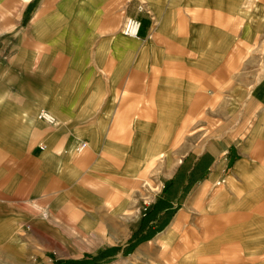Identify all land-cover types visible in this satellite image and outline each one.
I'll use <instances>...</instances> for the list:
<instances>
[{
  "label": "crops",
  "instance_id": "0c3cea01",
  "mask_svg": "<svg viewBox=\"0 0 264 264\" xmlns=\"http://www.w3.org/2000/svg\"><path fill=\"white\" fill-rule=\"evenodd\" d=\"M132 1L0 0V252L132 229L140 177L178 149L169 125L221 96L222 127L198 154L206 191L159 240L191 249L181 264L253 263L264 247V0H141L153 20ZM123 14L142 20L139 36L122 33Z\"/></svg>",
  "mask_w": 264,
  "mask_h": 264
},
{
  "label": "rangeland",
  "instance_id": "374dc122",
  "mask_svg": "<svg viewBox=\"0 0 264 264\" xmlns=\"http://www.w3.org/2000/svg\"><path fill=\"white\" fill-rule=\"evenodd\" d=\"M126 1L121 0V3L124 5ZM137 1L139 5L141 0ZM123 15L125 16L122 24L127 17L126 14ZM128 16L134 15L128 14ZM151 19L154 18L151 16ZM227 107L228 102L225 103L219 96L212 108L210 105L208 114L203 107V111L192 112L194 115L192 119H181L174 121L176 125H169L170 130L175 127L177 130L180 125L176 139L170 145V147L173 146L175 142L178 149L160 153L159 158L151 161L143 177H140L144 199H141L139 210L133 216L132 229L126 232H94L92 235H85L78 231L54 233V240L48 237L52 245L47 248L10 249V252H0V264H71L72 261H83L80 264H181L182 253L185 250L189 252L191 249L167 247L159 240V236L175 212L187 205L192 193L206 191L200 183H195L198 180L196 177L205 174L206 165L204 159L199 162L198 154L208 135L222 127ZM186 114L183 113V116ZM167 143L169 144V141ZM175 176L178 179L174 182L171 179ZM175 196L176 198L173 199ZM159 198H161L160 201ZM194 202L199 205L198 203L203 204L205 201ZM196 209L198 210L195 213L201 216L207 213L204 206L196 207ZM145 212H148L146 218ZM201 219L204 220L202 217L198 218L199 223ZM184 222L188 232L189 219L186 218ZM203 224L206 222L203 221ZM199 227H205V225ZM40 234L42 233L33 229L26 231V235L35 239L40 238ZM235 250L243 252L241 248H235ZM195 260L197 258L194 257L193 264H200L199 260L198 262ZM257 260H261V264H264V247L253 263L250 260V264H255ZM201 264H211V260H202Z\"/></svg>",
  "mask_w": 264,
  "mask_h": 264
},
{
  "label": "built area",
  "instance_id": "2783aa9c",
  "mask_svg": "<svg viewBox=\"0 0 264 264\" xmlns=\"http://www.w3.org/2000/svg\"><path fill=\"white\" fill-rule=\"evenodd\" d=\"M139 12H145L151 15L150 10L146 7L145 1H139L138 5ZM152 16V15H151ZM142 26V20L137 16H127L122 24V33L126 36L137 37L140 34ZM38 118L46 121L49 124H56L57 118L48 110L42 109L38 113ZM86 143H81L78 147V151L81 152L85 147ZM41 148H45V145H41Z\"/></svg>",
  "mask_w": 264,
  "mask_h": 264
},
{
  "label": "bare ground",
  "instance_id": "6f19581e",
  "mask_svg": "<svg viewBox=\"0 0 264 264\" xmlns=\"http://www.w3.org/2000/svg\"><path fill=\"white\" fill-rule=\"evenodd\" d=\"M47 110V109H46ZM49 111V110H48ZM51 112V111H50ZM52 113V112H51ZM54 115V113H52ZM55 116V115H54ZM56 117V116H55ZM57 118V117H56ZM79 147V146H78ZM78 147H77V151H78Z\"/></svg>",
  "mask_w": 264,
  "mask_h": 264
}]
</instances>
